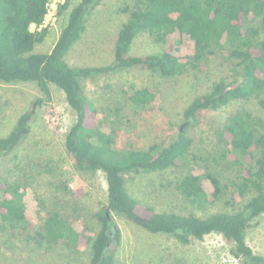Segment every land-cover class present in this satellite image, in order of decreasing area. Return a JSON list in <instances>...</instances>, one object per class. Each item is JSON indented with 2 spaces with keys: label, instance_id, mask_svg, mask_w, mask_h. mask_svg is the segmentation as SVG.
Masks as SVG:
<instances>
[{
  "label": "trees",
  "instance_id": "1",
  "mask_svg": "<svg viewBox=\"0 0 264 264\" xmlns=\"http://www.w3.org/2000/svg\"><path fill=\"white\" fill-rule=\"evenodd\" d=\"M70 1L58 4L56 12H64ZM102 1L80 0L68 11L52 48L34 52L35 45L47 35L43 22L48 0H0V81H33L46 97L49 83L60 88L75 113L64 138L65 148L77 170L102 171L106 181L107 202L94 213L100 223L95 236L88 237L86 226L79 228L75 219H67L57 208L46 210L36 235L49 244H90L91 264H115L113 243L119 242L121 233L113 215H119L151 233L172 235L181 243L218 233L233 244L231 253L240 264H264V256L246 241L249 221L264 213V124L260 118L246 109L236 110L216 133L223 145L220 158L238 167L227 186L192 152V138L181 127L165 145L117 146L116 129L100 116L81 84L82 79L123 68L148 69L172 78L220 51L238 78H223L209 92L194 98L185 109L186 122L192 123L203 110H216L236 99H254L264 108V0H134L122 8L127 18L117 32L113 60L106 65H69L65 55L85 30L88 14ZM32 25L36 29L32 30ZM140 33L160 43L161 52L130 55V45ZM127 99L144 108L154 94L148 88H137ZM28 116L19 118L21 128ZM17 138L18 132L0 138V153L11 150ZM171 167L185 168L177 189L191 202L224 200L230 206L238 198L245 202L231 211L199 216L144 206L127 191L128 174ZM0 186L1 221L32 222L34 208L41 205L35 190L18 182ZM65 191L77 194L67 186Z\"/></svg>",
  "mask_w": 264,
  "mask_h": 264
},
{
  "label": "rangeland",
  "instance_id": "2",
  "mask_svg": "<svg viewBox=\"0 0 264 264\" xmlns=\"http://www.w3.org/2000/svg\"><path fill=\"white\" fill-rule=\"evenodd\" d=\"M79 1L71 0L61 13L56 11L58 4L64 1L57 3L54 12L44 19L47 35L35 45L34 52H47L52 48L68 11ZM133 2L103 0L91 10L85 30L65 55L66 62L74 66L109 64L113 60L117 32L127 18L122 8ZM31 29L36 27L32 25ZM161 50L160 43L147 33H140L133 39L128 53L143 56ZM228 77L238 78V75L233 73L232 63L225 54L218 51L172 78L161 77L148 69L123 68L82 79L81 84L100 116L106 117L108 124L116 129L117 146L165 145L176 137L181 127L192 138V152L203 158V163L224 185L230 186L238 167L220 158L223 145L216 133L227 117L242 108L264 124V108L254 99H236L219 109L201 111L192 123L186 122L184 114L194 98L209 92L216 82ZM144 87L153 92V101L144 108L134 106L127 94ZM261 96L264 98V92ZM24 114L29 116L21 128L18 121ZM74 119V111L55 84L49 83L46 97L33 81H0V138L18 132L14 147L0 153V184L27 185L41 201L40 207L34 208L35 218L30 223L10 224L0 219V264H91L90 244L76 247L64 242L49 244L36 235V231L41 230L46 210L52 208L61 210L67 219H75L79 228L86 226L88 237L95 236L100 228L94 213L107 202L105 176L99 170L82 172L75 168L64 145ZM184 172L183 167H171L151 173H130L126 176V189L144 206L199 216L231 211L245 202L242 198H238L234 206L224 200L204 204L191 202L177 189ZM66 186L77 194L67 193ZM113 219L121 233L119 242L113 243L115 264H240L231 253L233 244L218 233L181 243L172 235L151 233L123 216L113 215ZM246 241L254 252L264 256V213L249 221Z\"/></svg>",
  "mask_w": 264,
  "mask_h": 264
},
{
  "label": "built area",
  "instance_id": "3",
  "mask_svg": "<svg viewBox=\"0 0 264 264\" xmlns=\"http://www.w3.org/2000/svg\"><path fill=\"white\" fill-rule=\"evenodd\" d=\"M64 0H48L47 2V13L46 16H50L52 14V12H54L53 10L56 9V5L57 3L63 2ZM45 16V17H46Z\"/></svg>",
  "mask_w": 264,
  "mask_h": 264
},
{
  "label": "crops",
  "instance_id": "4",
  "mask_svg": "<svg viewBox=\"0 0 264 264\" xmlns=\"http://www.w3.org/2000/svg\"><path fill=\"white\" fill-rule=\"evenodd\" d=\"M34 26V25H33Z\"/></svg>",
  "mask_w": 264,
  "mask_h": 264
}]
</instances>
